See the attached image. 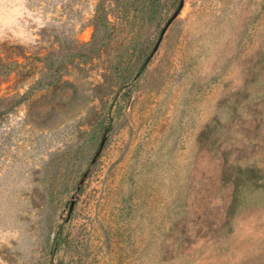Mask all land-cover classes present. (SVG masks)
Returning <instances> with one entry per match:
<instances>
[{"label": "rangeland", "instance_id": "1", "mask_svg": "<svg viewBox=\"0 0 264 264\" xmlns=\"http://www.w3.org/2000/svg\"><path fill=\"white\" fill-rule=\"evenodd\" d=\"M166 3L0 0V264H264V0Z\"/></svg>", "mask_w": 264, "mask_h": 264}, {"label": "trees", "instance_id": "2", "mask_svg": "<svg viewBox=\"0 0 264 264\" xmlns=\"http://www.w3.org/2000/svg\"><path fill=\"white\" fill-rule=\"evenodd\" d=\"M144 2V0H142ZM168 2V4H173L172 6L175 8L177 7V4H178V0H166ZM166 1L164 3H161L160 0H145V4L146 6L143 7V4H142V9L141 11L143 13H145L147 15V18L149 21H152V22H155L156 24H160L164 17H165V14H167L168 11V8L166 7V11H163V7L164 6H169L167 5ZM135 10V9H134ZM97 13H100L101 9L99 6H97ZM130 10L129 9H126L125 12H124V19L126 21H129V19L131 18V15H130ZM101 16L100 14H98L96 16V20L95 21H98V22H101ZM103 22V21H102ZM109 21L107 19H105L104 23L105 25H107ZM152 50V48H150V51ZM150 51L148 53H150Z\"/></svg>", "mask_w": 264, "mask_h": 264}]
</instances>
